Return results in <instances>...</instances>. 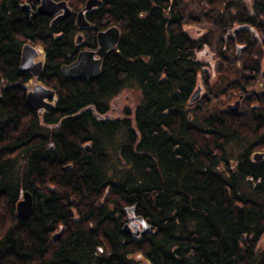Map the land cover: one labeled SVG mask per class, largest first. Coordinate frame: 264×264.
<instances>
[{"label": "trees", "instance_id": "16d2710c", "mask_svg": "<svg viewBox=\"0 0 264 264\" xmlns=\"http://www.w3.org/2000/svg\"><path fill=\"white\" fill-rule=\"evenodd\" d=\"M65 1L71 15L51 27L46 16L29 24L21 4L35 0H0V264H264V163L248 165L247 148L237 170L226 163L232 143L258 149L264 119L207 116L204 138L186 120L197 64L183 0H101L88 11L84 48L96 47L98 31L120 30L91 81L60 69L82 49L74 17L86 0ZM255 7L264 11V0ZM25 42L42 49L37 80L55 92L50 111L27 104ZM134 88L132 109L105 115ZM25 190L33 212L19 220ZM124 205L136 206L154 235L123 236L114 213Z\"/></svg>", "mask_w": 264, "mask_h": 264}, {"label": "flooded vegetation", "instance_id": "af4514ba", "mask_svg": "<svg viewBox=\"0 0 264 264\" xmlns=\"http://www.w3.org/2000/svg\"><path fill=\"white\" fill-rule=\"evenodd\" d=\"M167 1L170 2L171 0ZM222 1L223 5L219 11H212V8L207 6L208 11L203 14L205 22L214 25L221 34H224L223 38L216 44L215 50L209 51L203 38H201L202 36L200 37L201 39L197 38L200 44H197L195 40L196 52L194 60L197 64V69L194 90L199 89V97L193 103L188 101L186 120L188 122L192 120L191 114H200V119L197 123H194V127L200 129L203 138L206 134V126L203 119L207 116H215L225 120L227 115H235L244 117L240 119L244 120L252 115L253 117L264 119V11H260L255 7V1L260 0ZM225 6H229L228 10L223 9ZM87 29H89V26L84 29L79 28L77 34L79 33L82 36L80 43L83 42L84 32ZM206 53L208 54L206 55ZM212 56L215 58L213 61L211 60ZM219 63H228L230 67H236L234 72L225 73L227 77L232 75V78H220L223 70L217 66ZM212 68L216 70L215 78L209 75L212 72ZM222 79L228 80L226 82L222 81V88L219 92H216L215 85ZM218 99H221L222 102L220 101V108L216 109L214 105L218 102ZM53 100L50 102L53 103ZM108 114L109 112L105 115L108 116ZM257 128L259 133L261 131L264 132V121ZM258 142V149L255 150L247 144L243 145V150L240 153L247 148L248 165L264 163V155L259 159L253 158L255 153L264 154V141H260V138H258ZM176 146H174L175 149L177 148ZM226 163L231 171L238 169L239 161H233V159L229 158V155ZM248 165H242V167L246 168ZM222 169L223 167L220 166L219 170ZM108 207L110 210L115 209L112 204H108ZM128 208H133V210ZM119 210L120 214L117 212L114 215L119 217V219L122 216L120 232L123 236L131 237L135 240L147 237L151 233L154 235V228L147 225L142 219L139 220L140 217L136 206L124 205ZM142 223L147 225L146 230H144ZM124 225H128L132 230L140 233L135 237L130 234L126 235L123 233ZM142 258L145 257L142 256ZM142 264H145L144 260H142Z\"/></svg>", "mask_w": 264, "mask_h": 264}, {"label": "water", "instance_id": "95a60500", "mask_svg": "<svg viewBox=\"0 0 264 264\" xmlns=\"http://www.w3.org/2000/svg\"><path fill=\"white\" fill-rule=\"evenodd\" d=\"M37 5L31 8L28 3H22L21 7L28 13L29 24H32L33 20L39 16L50 17V26L55 27L58 23L69 17L72 13L70 7L65 0H36ZM101 0H86L82 8L75 13V25L84 29L89 26L88 21L85 18V14L91 9L100 6ZM120 38V30L114 24L106 27L104 30H100L96 33V48L95 49H81L76 59L70 64H64L61 66L62 74L71 79H83L86 81L94 80L100 73L101 63L104 56L112 49H114ZM82 40V36L76 37V43L79 44ZM38 56V51L30 44H24L21 49V57L19 61V71L28 72L34 78H37L42 71V60L35 61ZM55 92L52 88H48L43 84H36L33 81V85L28 87L26 94L27 104L32 111L41 112L43 110L50 111L53 105L50 101L53 100ZM199 97V89H195L189 102H195ZM51 148V145L49 146ZM88 148L86 144L84 146ZM263 153H255L254 159L262 157ZM133 210V208H128ZM16 217L19 220H27L33 212V198L29 191H23L20 199L15 204ZM141 220V218H139ZM144 230L147 229V225L142 223ZM62 229L56 232L52 236V240L55 241L60 236ZM123 233L126 235H132L135 237L140 232L132 230L128 225L123 226Z\"/></svg>", "mask_w": 264, "mask_h": 264}, {"label": "rangeland", "instance_id": "374dc122", "mask_svg": "<svg viewBox=\"0 0 264 264\" xmlns=\"http://www.w3.org/2000/svg\"><path fill=\"white\" fill-rule=\"evenodd\" d=\"M81 8L82 7H78L76 9V12H78ZM207 11H208V7L205 5L204 0H183L182 4L180 5V14L184 18L183 22H185L184 23L185 29H187L190 32L192 37H196L194 39L196 40L197 44H200V42L197 40V38L198 37L200 38L202 36L201 38H203V40L205 42V46L208 47L209 51H214L216 44L219 42V40L221 38H223L224 34H221V32L218 29H216L214 25H211L208 22H205V20L203 18V14ZM76 35H80V34L78 33ZM75 42H76V37H75ZM25 44L32 45L38 51V56L36 57L35 61L42 59V49H41L40 45L35 44L33 42H25ZM77 45H79V48L80 47L83 48L84 44L82 45V43H80ZM80 45H82V46H80ZM207 54L208 53H206V55ZM202 55H200V56H202ZM199 58L203 59L201 57H199ZM211 58H212L211 59L212 61L215 59L214 56H212ZM217 66H219V68H221L223 70V73H221L220 78H228V77L232 78V75H228V77H227V75H225V73L234 72V70L236 69V67H233V66L230 67V65L228 63H223V64L219 63ZM215 73H216V70H214L212 68V72H210L209 75H212L213 78H215V76H216ZM32 78L33 77L31 76L29 81H27L28 86H32L33 81L36 84H43L41 81H39L37 79L33 80ZM227 80L228 79H222L219 83H217L215 85L216 92H219L220 89L222 88V86H223L222 81L226 82ZM139 99H140V93L135 88L122 91L116 97H114L112 102L110 103V110L108 111L109 112L108 115L112 116V117L122 115L125 108L132 109L134 107V105L139 101ZM214 101H216V100H214ZM220 101L222 102L221 99H218V102L215 103L214 108H216V109L220 108V105H221ZM191 115H192L193 124L197 123L200 119V114H191ZM242 150H243V146L238 145V144L232 143L227 147V153L229 155V158L233 159V161L237 160V158H238V156ZM14 212L16 213L15 210H14Z\"/></svg>", "mask_w": 264, "mask_h": 264}]
</instances>
